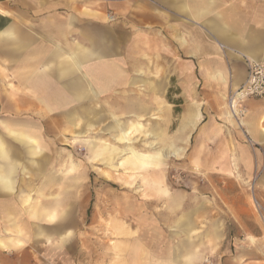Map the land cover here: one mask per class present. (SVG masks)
<instances>
[{
    "label": "crops",
    "instance_id": "1",
    "mask_svg": "<svg viewBox=\"0 0 264 264\" xmlns=\"http://www.w3.org/2000/svg\"><path fill=\"white\" fill-rule=\"evenodd\" d=\"M258 2L151 0L141 4L133 35L123 20L109 24L97 18L94 7L80 15L61 0H0V264H203L206 257L214 264H260L255 250L233 251L227 238L228 218L238 229L260 234L256 220L246 222L252 217L244 199L171 194L166 199H93L87 207L94 205L93 211L81 223L73 199L45 194L65 180L49 164L57 151L48 144V138L59 139L65 124L72 127L73 141L84 144L90 163L121 167L126 188L148 169L145 185L161 186L156 168L164 158L181 155L179 142L190 130L191 163L198 171L207 163L205 149L223 140L215 155L237 157L234 164L239 161L247 175L239 174L241 182H249L253 152L246 138L264 150V99H248V113L240 121L224 101L245 81L247 59L264 61V0ZM133 40L135 55L151 43L156 59H184L182 91L190 97L200 93V100L185 108L176 134H168L164 124L143 121L148 108L142 97L128 101L125 95L124 104L122 91L112 97L122 89L128 92L124 71ZM143 57H135L134 69ZM140 76L134 74L131 83L136 85ZM192 76L194 86L187 82ZM149 88L160 91L161 84L151 82ZM209 95L217 103L203 111L201 99ZM92 107H108L110 138L93 135L101 115ZM68 163V171L80 167L71 155ZM33 188L45 194L36 196L37 202L30 199Z\"/></svg>",
    "mask_w": 264,
    "mask_h": 264
},
{
    "label": "rangeland",
    "instance_id": "2",
    "mask_svg": "<svg viewBox=\"0 0 264 264\" xmlns=\"http://www.w3.org/2000/svg\"><path fill=\"white\" fill-rule=\"evenodd\" d=\"M61 1L64 4L72 5L75 9L81 10L79 12L80 15L88 8L92 9L94 7L96 17H101L102 20L109 24L123 20L129 25V29H131L133 35L134 31H136L135 25L137 24V20L141 19V4L151 3V0ZM123 3L125 6L122 5ZM134 42L133 40L132 44H129L128 68L124 71V74L127 76L128 83L126 90L128 89V92L124 94V90L122 89L120 92H113L112 97L120 95L122 91L120 103L123 104L126 102L125 95H128V101H131L134 97H142L145 106L148 108L143 121L164 124L168 134H176L185 108L193 100H200V93L198 91L193 92L190 97L189 94L185 96V93L182 91L185 84L183 75L184 59L178 55L176 60L170 61V63L163 57L156 59L152 55L151 43L145 44L143 54L139 53L140 55H138L136 53L135 55L132 53L135 47ZM141 55L144 57L139 61L140 65L138 66V70H136L134 69L133 61L135 57L140 58ZM173 62L175 67H173ZM138 73L141 76L137 77V87H134L136 85L131 83V79L134 74ZM151 82L154 84L160 83V91H152L149 88ZM187 82L194 86L196 79L192 76V80L188 79ZM201 100L205 101L202 108L203 111L206 107L210 109L211 102L217 103L215 95H209V97ZM153 104L154 107H152ZM175 104L180 105L176 106ZM224 105L228 108L227 100L224 101ZM244 106L247 109L246 104ZM92 108H96L99 115H101V121L98 125L99 130L93 135L110 138V134L105 130L113 120L107 110L108 107ZM150 108H155V110H151ZM156 108H167L168 112L167 114H161L159 111H156ZM150 113L157 115L158 118L153 119ZM247 113L248 109L246 110V115ZM118 114L122 117L121 120L127 119L124 107L118 109ZM97 116L94 119H97ZM129 118L134 119L135 116L133 115ZM70 126L69 124H65L62 128H59L57 132L58 140L48 138L49 149L57 151L56 155L49 157V164H54L57 167V178L62 179L63 177L65 180H59L57 186L46 189L45 194L49 199L51 197L55 198L58 194H62L63 199H73V211L80 215L81 223L88 221L94 205L91 204L88 209L87 207L88 203L93 199H166L169 194L178 196L180 199H218L222 202L227 201V199H234L235 202L239 201V199H244L245 205L251 208V215L249 217H252V219L246 222L252 225L253 221L256 220L255 223L260 230V234L253 235L249 231H246V229H242V227L238 229L237 223L233 219L228 218L227 227L230 233L228 232L227 238L231 240L233 251L237 249V252H240L245 247H250V249L255 250L261 259L259 263L264 264V150L260 144L255 143L250 137L246 138V142L251 146L253 152L251 156L253 169L250 176L246 177L249 182L244 183L241 182L242 180L239 177V174L247 176L243 167L241 170L239 161L236 164H234L235 161L233 162V159L237 157L215 155L216 153H220L222 146H225L223 140L219 141V143L210 144L205 149L207 155L204 154L202 160L207 163L202 172L198 171L195 168L196 165L191 163V161H194L191 154V150L194 147V136L191 135L192 131L190 130L187 134V139L185 138L183 142H179L180 148L183 149L181 155L164 158L162 163L156 168L158 170L157 175L162 178L163 184L161 186L152 188L149 184L145 185L142 178L146 177L145 175L149 171L151 173V169H148L147 172L137 175L136 179H131L127 184L129 187L126 188L121 180L125 177L121 167L109 168L100 163H90L87 160L88 153L84 144L73 141L74 139L70 130L72 127ZM247 136L249 135L247 134ZM213 152L215 153L213 154ZM70 155L79 164L78 166L80 167L78 168L82 171L79 169V171L74 169L68 171L70 169L68 163ZM216 160L220 164L217 169H215L217 163H214L217 162ZM226 160L228 161L226 162ZM224 165H228L226 167L228 171H225L227 169L223 167ZM73 177L76 179H71ZM164 189H167L168 192L164 191ZM45 194L43 192L40 193L39 189L33 188L30 199L37 202L36 196L39 197ZM28 203L27 199H25V207L27 208H29ZM222 205L228 209L227 205ZM209 258L213 260V257Z\"/></svg>",
    "mask_w": 264,
    "mask_h": 264
},
{
    "label": "built area",
    "instance_id": "3",
    "mask_svg": "<svg viewBox=\"0 0 264 264\" xmlns=\"http://www.w3.org/2000/svg\"><path fill=\"white\" fill-rule=\"evenodd\" d=\"M247 76L245 81L227 94V105L240 121L246 115L244 106L248 99H264V61L247 59ZM203 264H214L206 257Z\"/></svg>",
    "mask_w": 264,
    "mask_h": 264
},
{
    "label": "bare ground",
    "instance_id": "4",
    "mask_svg": "<svg viewBox=\"0 0 264 264\" xmlns=\"http://www.w3.org/2000/svg\"><path fill=\"white\" fill-rule=\"evenodd\" d=\"M229 108V107H228ZM230 110V113H231V116L232 117H235V114H234V112H232V110L231 109H229ZM127 134V133H126ZM125 135V134H124ZM124 137V136H123ZM125 142H126V140H125ZM104 147H111L112 148V145H109V144H105V145H103ZM120 148V147H119ZM124 153V152H123ZM94 159V158H93ZM112 160V159H111Z\"/></svg>",
    "mask_w": 264,
    "mask_h": 264
}]
</instances>
